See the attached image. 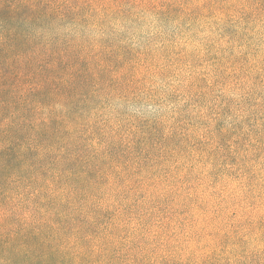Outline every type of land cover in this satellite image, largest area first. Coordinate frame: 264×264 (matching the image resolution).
Instances as JSON below:
<instances>
[{
	"label": "trees",
	"instance_id": "trees-1",
	"mask_svg": "<svg viewBox=\"0 0 264 264\" xmlns=\"http://www.w3.org/2000/svg\"><path fill=\"white\" fill-rule=\"evenodd\" d=\"M0 264H264V0H0Z\"/></svg>",
	"mask_w": 264,
	"mask_h": 264
},
{
	"label": "rangeland",
	"instance_id": "rangeland-1",
	"mask_svg": "<svg viewBox=\"0 0 264 264\" xmlns=\"http://www.w3.org/2000/svg\"><path fill=\"white\" fill-rule=\"evenodd\" d=\"M169 29H172V28H169Z\"/></svg>",
	"mask_w": 264,
	"mask_h": 264
}]
</instances>
